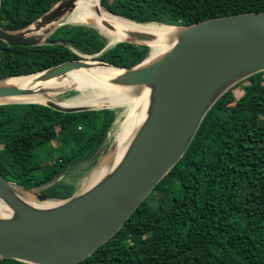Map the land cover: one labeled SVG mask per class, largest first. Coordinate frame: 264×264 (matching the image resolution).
<instances>
[{
  "label": "trees",
  "instance_id": "obj_1",
  "mask_svg": "<svg viewBox=\"0 0 264 264\" xmlns=\"http://www.w3.org/2000/svg\"><path fill=\"white\" fill-rule=\"evenodd\" d=\"M58 1L1 0L0 25L26 28ZM102 4L140 23L176 26L264 11V0ZM49 40L57 43L21 47L0 39V79L26 77L21 75L80 58L77 52L101 53L107 45L104 35L84 24H64ZM149 52L147 45L123 41L97 58L131 67ZM116 117L110 108L66 113L40 103L1 104L0 172L14 184L66 199L76 192L74 184L60 178L43 186L80 163L94 167ZM0 264L29 263L0 257ZM77 264H264V71L243 79L217 100L179 163L112 239Z\"/></svg>",
  "mask_w": 264,
  "mask_h": 264
},
{
  "label": "water",
  "instance_id": "obj_2",
  "mask_svg": "<svg viewBox=\"0 0 264 264\" xmlns=\"http://www.w3.org/2000/svg\"><path fill=\"white\" fill-rule=\"evenodd\" d=\"M76 2L60 0L20 30H8L0 25V39L10 46L21 47L56 44L49 37L58 27L82 24L67 20ZM172 26L178 28L175 42L169 50L148 63H145L146 57L137 65L122 67L97 58L103 51L123 41L149 46L146 41L151 39L150 36L138 33L132 34V39L114 44L109 42L101 53L87 55L77 52L80 58L21 75H38L40 80L48 81L82 68L114 67L123 69V72L112 77L100 76L104 84L138 89L150 87L152 96L147 117L122 159L87 189L66 199H51L40 188H24L0 172V199L11 209L9 216L0 215V257L29 264H77L87 259L119 232L159 182L184 157L203 119L217 100L243 79L264 71V11ZM61 43L68 45L66 41ZM10 78L0 79L1 99L46 93L6 83ZM74 89L70 86L57 95ZM9 103H40L66 113L114 109L109 106H64L56 100L47 103L4 101L0 105ZM108 135L109 132L107 138ZM27 193H33L39 201L58 203L40 207L25 199Z\"/></svg>",
  "mask_w": 264,
  "mask_h": 264
},
{
  "label": "bare ground",
  "instance_id": "obj_3",
  "mask_svg": "<svg viewBox=\"0 0 264 264\" xmlns=\"http://www.w3.org/2000/svg\"><path fill=\"white\" fill-rule=\"evenodd\" d=\"M67 20L71 23L94 26L102 35L110 39L111 44L132 39V34L141 33L149 35L151 39L146 42L151 50L145 63L154 60L169 50L177 38V27L167 24L136 23L130 21L104 9L100 0H77L76 7L68 15ZM122 72L123 69L114 67H93L75 70L62 77L48 81L40 80L38 75L7 79L6 83L23 88L40 89L46 93H33L5 99L0 98V102L17 100L47 103L56 100L64 106H109L114 109L122 108L125 121L119 130L117 129V142L114 150L116 152L114 165H116L126 153L137 129L146 119L152 96V88L150 87L143 89L112 87L109 84H104L99 78L100 76H116ZM70 86L77 89L79 94L72 98H68L67 96L68 99L64 100L58 99V92ZM109 169L111 168L105 166L96 177V180L101 179ZM98 173L99 171H95L93 178ZM57 203L58 201L50 200L36 205L49 207ZM10 214L11 209L0 199V215L9 216Z\"/></svg>",
  "mask_w": 264,
  "mask_h": 264
},
{
  "label": "rangeland",
  "instance_id": "obj_4",
  "mask_svg": "<svg viewBox=\"0 0 264 264\" xmlns=\"http://www.w3.org/2000/svg\"><path fill=\"white\" fill-rule=\"evenodd\" d=\"M88 26H92V25H88ZM106 39H107V44H108L110 42V39H108V37H106ZM149 54H150V52H149ZM161 55H159L158 57H160ZM147 57H149V55ZM127 58L129 61L132 60L131 56H128ZM72 91L74 93L71 92L72 93L71 94V93L67 92V93H65L66 95L60 94V95H57V97L60 100H64V99L75 97L76 95L79 94L78 90L74 89ZM235 91L238 95L242 94V90L239 88L235 89ZM67 96H68V98H67ZM114 110L117 112V117L115 119V122H114L112 128L109 131L107 141H106L104 147L102 148V150L98 156L99 158H98L97 164L94 167L87 169L88 162L80 163V164L76 165L75 167H73L71 170H69L66 174H64L61 177L64 182L74 184L75 188H76V192L77 191L80 192L82 190L87 189L91 183L93 184L95 181H97L96 177L102 172V170L105 166L111 167L115 162V159H116L115 153L116 152L114 150L116 148L115 146H116V142H117L116 141L117 140L116 134H117V131L119 130V128L121 127V125L125 121V115L123 114L122 108H116ZM57 143L58 142H55V144H57ZM57 151H59V149H57ZM95 171H99V173L93 178ZM24 197L26 200H28L29 202H32L33 204H41V203H46V202L50 201V200L39 201L33 193H27V194H25Z\"/></svg>",
  "mask_w": 264,
  "mask_h": 264
}]
</instances>
